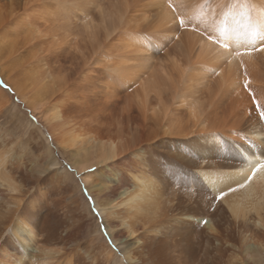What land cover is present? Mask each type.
<instances>
[{"label": "bare ground", "instance_id": "6f19581e", "mask_svg": "<svg viewBox=\"0 0 264 264\" xmlns=\"http://www.w3.org/2000/svg\"><path fill=\"white\" fill-rule=\"evenodd\" d=\"M262 18L264 0H0L20 64L0 75L39 115L0 91V264H264Z\"/></svg>", "mask_w": 264, "mask_h": 264}, {"label": "rangeland", "instance_id": "374dc122", "mask_svg": "<svg viewBox=\"0 0 264 264\" xmlns=\"http://www.w3.org/2000/svg\"><path fill=\"white\" fill-rule=\"evenodd\" d=\"M1 55L2 56H0V65L4 66L5 69L8 71V73H12V71H10L8 69V67H7V66H9V64L16 63V65L18 67H20L19 66L20 65L19 62L15 61L12 57L8 58L7 54H1ZM19 77H21V78H19ZM26 79H27V81H26ZM18 82H20L21 84L20 83L18 84ZM28 88L30 89L31 85L29 84V80H28V78L25 75H18L17 76L16 74H13V75L11 74L9 76L6 75L5 78H3L0 75V91L4 92L5 96L8 95L7 98H8V101H9L10 104H17L18 105V111L16 110L18 116L20 118H27V119L31 120L32 122H34V120L36 118H39V115L37 114V112H33L32 109L30 107H28V105H26L23 102L24 98H22V95L25 94L27 96L25 99H27V98L31 99L30 96H28V95H31L30 90ZM20 89H21V91H20ZM23 91H24V93H23ZM7 107H9V105H7ZM7 113H8V111L6 113H4V116H5L4 121L6 120L7 122H9L8 124L14 130L15 129H19L20 130V127H18V128L16 127L15 128L14 124L10 121L12 119L14 120L15 118L10 113H8V114ZM37 123H40V122L37 121ZM25 125H26V123H24V126Z\"/></svg>", "mask_w": 264, "mask_h": 264}, {"label": "snow or ice", "instance_id": "6c2138e0", "mask_svg": "<svg viewBox=\"0 0 264 264\" xmlns=\"http://www.w3.org/2000/svg\"><path fill=\"white\" fill-rule=\"evenodd\" d=\"M176 7L177 6H174L171 2H169V8L172 9V11H173L175 21H178L179 25L182 26L185 23V21H184L183 18L180 17L179 13L176 11ZM217 7L218 8H224V7H228V5H217ZM260 23H261L262 26H264V18L261 19ZM252 36L254 38L257 36V31L255 29H253ZM207 39L212 44L219 45L223 49H227L229 47L228 43L226 41H224V40H221V38L219 36L214 37L212 34H209L207 36ZM254 42H255V40H254ZM258 42H259L260 46H259V48L255 49V50L264 51V30H262V33L259 35V41ZM244 84H245V87L247 88V86H248L247 79H245ZM260 118L264 119V110H262L260 112ZM258 168H264V163L258 164L257 165V169ZM257 169H253V174H255V171ZM49 173L50 172H46V173L43 174V176L48 175ZM249 179H251V177H249ZM230 190H232V189H230ZM222 196H223V193H221L220 195L214 197V199L219 200ZM201 223H206V221H202ZM101 228L106 230V226L103 223H101ZM19 264H27V261L21 259L19 261Z\"/></svg>", "mask_w": 264, "mask_h": 264}]
</instances>
